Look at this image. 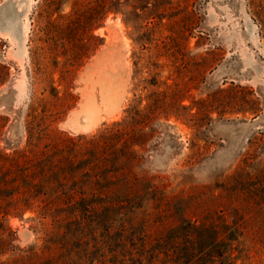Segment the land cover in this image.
Listing matches in <instances>:
<instances>
[{
    "label": "rangeland",
    "instance_id": "1",
    "mask_svg": "<svg viewBox=\"0 0 264 264\" xmlns=\"http://www.w3.org/2000/svg\"><path fill=\"white\" fill-rule=\"evenodd\" d=\"M79 1L60 0L53 18L63 28L52 29L57 36H51L45 30L47 14L39 16L44 0H0V62L10 68L9 81L0 87V115L8 119L0 136L2 151L14 154L26 145L29 106H38L44 91L50 98L56 93L51 81L33 80V37L41 70L56 68L50 79L59 95L64 97L70 86L76 96L55 129L93 134L120 119L133 98L157 90L168 107L157 123L166 135L157 146L152 142L140 170L157 175L168 191L213 185L245 160L249 170L264 169V38L251 0H105L111 8L105 20L97 15L100 0H85L95 6L87 24L93 31L75 37L65 27ZM77 39L92 44L90 57L62 80L60 68L69 54L63 49L59 57L46 54L45 42ZM53 60L59 61L57 67ZM60 108L58 103L54 110ZM191 139L200 148H192ZM193 152L202 158L188 168ZM32 216L28 212L8 221L16 252L42 242ZM234 254L237 264H264L262 244L239 239Z\"/></svg>",
    "mask_w": 264,
    "mask_h": 264
},
{
    "label": "trees",
    "instance_id": "2",
    "mask_svg": "<svg viewBox=\"0 0 264 264\" xmlns=\"http://www.w3.org/2000/svg\"><path fill=\"white\" fill-rule=\"evenodd\" d=\"M78 3L65 27L75 37L93 31L87 24L95 6L101 20L111 12L105 0L95 6ZM263 5L250 1L264 38ZM61 7L60 0H44L40 6L39 16L47 14L48 35L57 36L51 30L63 28L53 18ZM30 41L33 80L51 81L56 93L50 98L44 91L38 106H29L26 145L14 154L0 149V264H237L236 241L264 245V169L249 170L245 160L213 185L168 191L157 175L140 170L152 142L157 146L166 135L163 124H157L168 115L163 93L155 90L133 98L120 119L93 134L57 130L54 122L73 107L76 96L70 86L64 97L59 95L50 79L56 68L41 70L36 40ZM45 43L46 54L59 57L60 49L69 54L60 68L62 80L73 76L93 47L80 39ZM54 62L57 67L59 61ZM9 79V66L0 62V87ZM152 97L154 102H149ZM66 98L72 99L68 105ZM58 103L60 110H54ZM7 121L0 115V136ZM191 144L200 148L196 139ZM201 158L193 152L185 165L194 167ZM28 212L42 242L16 252L15 231L8 221Z\"/></svg>",
    "mask_w": 264,
    "mask_h": 264
},
{
    "label": "bare ground",
    "instance_id": "3",
    "mask_svg": "<svg viewBox=\"0 0 264 264\" xmlns=\"http://www.w3.org/2000/svg\"><path fill=\"white\" fill-rule=\"evenodd\" d=\"M16 28V27H15Z\"/></svg>",
    "mask_w": 264,
    "mask_h": 264
}]
</instances>
